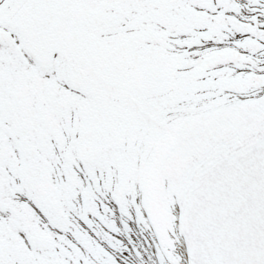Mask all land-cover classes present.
<instances>
[{
    "label": "snow or ice",
    "instance_id": "snow-or-ice-1",
    "mask_svg": "<svg viewBox=\"0 0 264 264\" xmlns=\"http://www.w3.org/2000/svg\"><path fill=\"white\" fill-rule=\"evenodd\" d=\"M0 264H264V0H0Z\"/></svg>",
    "mask_w": 264,
    "mask_h": 264
}]
</instances>
